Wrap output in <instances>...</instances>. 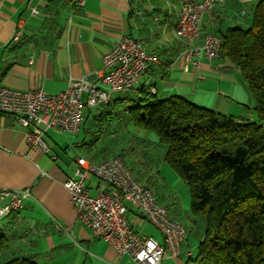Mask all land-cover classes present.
Segmentation results:
<instances>
[{
    "label": "crops",
    "instance_id": "1",
    "mask_svg": "<svg viewBox=\"0 0 264 264\" xmlns=\"http://www.w3.org/2000/svg\"><path fill=\"white\" fill-rule=\"evenodd\" d=\"M259 2L225 0L202 16V35L229 28L249 29ZM181 7V0H86L81 9L57 0H0V72L8 68L0 76V86L19 91L43 89L57 95L67 89L70 79H86L107 89L96 76L103 56L123 37L131 36L142 41L149 53H156L160 62L149 67L133 90L115 93L113 102L139 98L144 87L154 89L160 99L180 96L198 106L256 121L255 106L236 97L241 85L238 75L242 76L237 68L225 60L201 56L195 58L197 64L185 69L182 52L186 44L175 31ZM18 32L23 35L16 41ZM87 98L85 93L82 112ZM93 109L95 112H83L78 134L49 132L45 136L50 154L32 151L26 130L13 117L0 113V191L32 192L21 211L0 220V234L8 239L5 256L28 258L37 264H136L78 220L64 182L74 176L78 158L101 163L116 155L124 157L136 177L135 170L147 177L146 166L155 162L150 145L156 143L149 135L136 134L115 106ZM142 147L146 150L135 151ZM52 155L58 156L57 161ZM161 156L164 162V153ZM87 184L96 186L95 177ZM155 185L157 188L158 183ZM150 188L156 193V188ZM163 190L164 204L156 195L158 203L187 229L182 253L178 257L166 254L164 264H186L187 257L197 253L200 233L189 215L190 201ZM126 205L132 228L163 244L164 237L150 230L146 217Z\"/></svg>",
    "mask_w": 264,
    "mask_h": 264
},
{
    "label": "trees",
    "instance_id": "2",
    "mask_svg": "<svg viewBox=\"0 0 264 264\" xmlns=\"http://www.w3.org/2000/svg\"><path fill=\"white\" fill-rule=\"evenodd\" d=\"M217 35L219 59L241 72L255 100L256 121L180 96L160 99L144 87L139 98L103 106L121 110L134 129L154 132L165 148L164 162L187 186L189 215L200 235L197 253L186 264H264V0L249 29ZM7 249L8 239L0 234V264H37L5 256Z\"/></svg>",
    "mask_w": 264,
    "mask_h": 264
},
{
    "label": "built area",
    "instance_id": "3",
    "mask_svg": "<svg viewBox=\"0 0 264 264\" xmlns=\"http://www.w3.org/2000/svg\"><path fill=\"white\" fill-rule=\"evenodd\" d=\"M73 3L75 9L85 6L86 0H57ZM181 14L176 23L177 37L186 44L182 57L185 69L195 58L205 56L213 61L220 58L221 38L214 33L202 35L200 21L225 0H181ZM37 15L38 11L32 10ZM23 34L18 32L15 40ZM102 69L96 73L103 89L86 79H70L67 89L57 95L43 89L14 90L0 86V113L13 117L26 130V142L32 151L50 154L45 140L49 132L71 135L79 133L84 116L82 98L88 94L87 106L108 105L113 95L133 90L147 74L149 67L160 62L156 53H149L144 43L125 36L103 56ZM155 93L154 89H151ZM51 159L57 161L58 156ZM95 177L96 186L87 184ZM78 220L95 237L104 240L120 256H127L136 264H164L166 254L178 257L187 239L186 228L171 219L166 208L157 200L154 191L141 183L123 157L93 163L78 158L75 174L64 182ZM95 190V195L92 191ZM32 196L31 189L0 191V220L21 211ZM138 210L163 235L164 243L142 237L129 222V207Z\"/></svg>",
    "mask_w": 264,
    "mask_h": 264
},
{
    "label": "rangeland",
    "instance_id": "4",
    "mask_svg": "<svg viewBox=\"0 0 264 264\" xmlns=\"http://www.w3.org/2000/svg\"><path fill=\"white\" fill-rule=\"evenodd\" d=\"M230 66V65H229ZM232 67V66H230ZM234 70V68H231ZM239 79H240V88H237L236 91V97H240V98H246V100L248 101V103H246L248 106L250 107H254L255 106V100L254 97L252 96L248 86L246 85L244 79L242 76L238 75ZM242 82V83H241ZM193 103V102H192ZM195 104V103H194ZM200 104V103H198ZM196 105V104H195ZM198 106V105H197ZM202 108H207V109H211L210 107H203V106H199ZM95 112V110L93 108L90 107H84L83 112L84 114H88L89 112ZM255 114V113H254ZM258 118L256 117V120ZM136 134L139 133H144V135H149V138L151 140V142H154L156 144L150 145L151 146V151L154 152V165L153 166H146V169L148 170V173H150L149 176L144 177V175L139 171V170H135L137 177L139 178V180H141V182H145V184L149 187H154L156 188L155 184L158 183V186L156 188V195L158 196L159 202L161 204H164L163 200H164V190L166 189L168 192L173 191V196H175L178 199L181 200H187L188 202L190 201V194L188 191L187 186L181 181V179L178 177L177 173L170 168L165 162H163L161 160L162 158V154L165 151V148L163 145L158 143V137L154 132H148V131H141L138 129H134ZM56 135V134H55ZM56 137H59L58 135H56ZM146 137V136H144ZM47 140V137H46ZM47 142V141H46ZM59 142V141H57ZM142 151V150H146V148L142 147L141 149H136L135 151ZM131 166H134V164L131 163V161H129ZM154 168L152 171L151 169ZM151 171V172H150ZM96 179V178H95ZM97 181V179H96ZM92 195H95V193H92ZM6 221L5 219L2 220ZM1 222V223H2ZM0 223V224H1ZM150 230H152V232H156L158 233V229L154 226V225H150L149 226Z\"/></svg>",
    "mask_w": 264,
    "mask_h": 264
}]
</instances>
